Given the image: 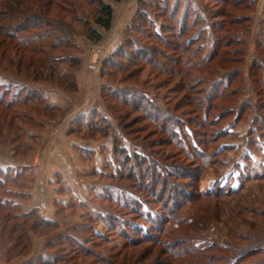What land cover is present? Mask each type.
Here are the masks:
<instances>
[{
  "label": "rangeland",
  "instance_id": "rangeland-1",
  "mask_svg": "<svg viewBox=\"0 0 264 264\" xmlns=\"http://www.w3.org/2000/svg\"><path fill=\"white\" fill-rule=\"evenodd\" d=\"M46 1L0 0V202L43 162L0 264H264V0H103L97 42V0Z\"/></svg>",
  "mask_w": 264,
  "mask_h": 264
},
{
  "label": "crops",
  "instance_id": "crops-1",
  "mask_svg": "<svg viewBox=\"0 0 264 264\" xmlns=\"http://www.w3.org/2000/svg\"><path fill=\"white\" fill-rule=\"evenodd\" d=\"M78 85V81H77ZM79 87V85H78ZM78 115V116H77ZM75 117L78 118L79 116H82V114H77ZM76 120V119H74ZM73 119L71 122H75ZM21 156V155H18ZM40 159H43L42 155ZM26 158V156H23ZM27 157H32L31 162H27L25 160H21L19 162H16L18 165L14 167L16 169L14 172L15 175H20L24 172H27L29 170L32 171L31 176H33V180H29L26 182V184H20V185H11L7 187V191L9 192L7 196L3 197L4 200L9 201L12 206L17 209L21 214H27L31 211H34L37 216L41 219H43V162L39 164L38 166L35 165L37 163V157L33 154L28 155ZM19 158V157H17ZM42 161V160H41ZM64 161V160H63ZM21 164V166H20ZM62 161L59 162L60 168H58L60 171L61 180L65 177V174L62 171ZM11 169L10 166H3L0 167V171L5 172L6 170ZM64 170V168H63ZM57 172H53V175H55ZM51 179V178H48ZM13 180V179H12ZM23 188V189H22ZM47 189H45L46 192ZM46 194V193H45ZM50 211L53 212L52 207H50ZM49 218V217H46ZM49 219H52L51 217Z\"/></svg>",
  "mask_w": 264,
  "mask_h": 264
},
{
  "label": "trees",
  "instance_id": "trees-1",
  "mask_svg": "<svg viewBox=\"0 0 264 264\" xmlns=\"http://www.w3.org/2000/svg\"><path fill=\"white\" fill-rule=\"evenodd\" d=\"M50 1L51 0H47L46 2H50ZM111 1L119 2L121 0H111ZM112 19H113V8H112L111 4L109 2H106V1H103V0H97V2L95 3V8H94V12H93V19H92L94 26L88 25L87 22L85 23V27H86L85 28V35H86V37L88 39L92 40L93 42L99 41L101 39V36H102L100 29H102V30L110 29L111 24H112ZM45 23H46V25H45ZM51 23L52 22L51 21L48 22V20L44 21L43 27H49V26H51ZM15 30L19 31V29H16V28H15ZM55 31H56V33L65 32L64 30L62 31L59 28L57 30H55ZM13 35H16V33L13 32ZM43 42L46 43L47 39L44 38ZM65 43H66V39L60 38V39H58V42H51V43L47 44V46H49L51 49H57V47L64 46ZM63 59L68 61V62H70L73 65L78 64L77 58L74 55L65 56V58L61 57L58 60L61 61ZM7 63H8V65H13L15 67L16 72L19 71L20 64H18V63H14L13 64V61L10 58L7 60ZM41 71H42V69H40L39 72H35V73L37 75H40ZM33 79L34 80H39V79H41V77L40 76H36V78L33 77ZM63 81H64V79H63ZM65 87L67 88V90L75 91L77 89L76 81L72 80V79L69 80V82H67ZM81 118H83V115L79 116L78 118H76L75 121L79 122L81 120ZM2 123L3 122H1V124ZM7 173H9L8 170H6L5 172L0 171V187L2 186V184L5 183V182H2V181H5V179L7 180V177H8ZM13 177H15V176H13ZM7 202L8 201H6V200L0 202V207H4L5 208V206L7 204L9 209L12 210L14 207L12 206V204L10 202L9 203H7ZM20 215H21V218L24 219V221H27L28 218H30L31 216H35L38 219V221L37 222H33V223L43 224V219L39 218L34 211H31V212H29L27 214H21L20 213ZM4 222H5L4 220L1 221V223H4Z\"/></svg>",
  "mask_w": 264,
  "mask_h": 264
}]
</instances>
